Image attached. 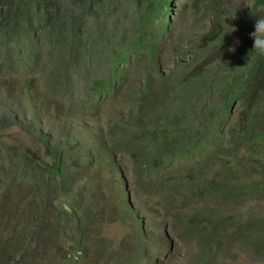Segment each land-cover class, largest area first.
I'll return each mask as SVG.
<instances>
[{
	"label": "trees",
	"instance_id": "obj_1",
	"mask_svg": "<svg viewBox=\"0 0 264 264\" xmlns=\"http://www.w3.org/2000/svg\"><path fill=\"white\" fill-rule=\"evenodd\" d=\"M172 1L0 0V71L46 58L47 79L71 107L46 132L0 112L1 131L16 125L31 142L0 149V264L135 263L96 227L109 217L149 260L155 215L177 218V237L196 247L189 264H234L233 251L264 264V216L243 211L264 202V56L249 38L264 0H183L180 12L207 4L212 18L192 60L167 74L147 68L103 120L84 117L138 62L158 60Z\"/></svg>",
	"mask_w": 264,
	"mask_h": 264
},
{
	"label": "rangeland",
	"instance_id": "obj_2",
	"mask_svg": "<svg viewBox=\"0 0 264 264\" xmlns=\"http://www.w3.org/2000/svg\"><path fill=\"white\" fill-rule=\"evenodd\" d=\"M182 3L183 0H173L171 2L172 7L169 10L171 14H169L170 20L169 26L167 27L168 39L165 41L158 60L154 64H151V61L147 59L138 62L133 69L134 71L127 85L120 92L114 96L113 94H109L101 98L95 108L89 109L90 112L87 111V115L84 117L89 125L103 120L105 113L109 109L116 108V104L126 96L127 90L143 81L147 68L152 67L160 74H167L180 60L186 62L192 60L196 49L204 44V38L207 37L206 32L210 31L211 28L212 18L208 16L210 13L207 10V4L202 5L196 12H193L190 5L187 4L184 10L180 12L183 8L181 7ZM248 3L249 1L247 0ZM234 5L237 9L238 2H234ZM2 10L6 11L7 8L3 7ZM179 12L180 14L177 17L176 13ZM204 12H206V16L202 17ZM156 21L157 19L154 18L153 23ZM34 35L39 38L43 37V33L38 31V28ZM241 36L235 34L226 43L222 44L221 48H226L232 42L240 40ZM184 52L187 53L185 56L182 55ZM45 59L42 57L40 62L35 63L34 70L24 64L25 66L23 65L22 68L15 66L16 69L12 68L11 70L7 68V71H0V112L3 110L7 111L9 115L15 116L18 122L33 124L35 129L46 132L56 127L53 125L55 117L58 115H66L70 112L71 107L52 88V81L47 79L45 67H42ZM206 60L207 57L197 58L193 65H190L191 70ZM238 112L239 105L235 103L232 105L230 111V124ZM16 139L26 145H31L30 139L24 136L22 129L16 125H11L4 131L0 130V149L4 150L5 145L14 144ZM6 173V177L9 178L11 173ZM3 182H6L5 178ZM243 211L264 216V202H249L243 207ZM100 219H97L96 225L98 226L96 227H101L105 235L113 240V246L118 253H127L130 259L133 256L137 258L135 263L132 264H189V259L196 250L193 243L186 240L180 241L177 237V218L173 219L170 216L163 217L155 215L152 216V223L149 228V232H152L154 237L149 238L146 242L150 258L149 260L146 258L141 259L136 256L138 251L134 244L127 242L129 238L127 234L130 233L127 225L118 223L113 217L104 218L102 221ZM124 237L125 241L123 242L121 239ZM157 238L160 239L159 242H156ZM233 253L234 251L228 253L227 260L234 264H242L241 260H237Z\"/></svg>",
	"mask_w": 264,
	"mask_h": 264
},
{
	"label": "clouds",
	"instance_id": "obj_3",
	"mask_svg": "<svg viewBox=\"0 0 264 264\" xmlns=\"http://www.w3.org/2000/svg\"><path fill=\"white\" fill-rule=\"evenodd\" d=\"M234 31H236V28L232 27L230 32ZM249 38L253 41L252 50L258 55L264 56V17H257L255 19L253 31L249 33ZM238 42L239 41H237V43Z\"/></svg>",
	"mask_w": 264,
	"mask_h": 264
}]
</instances>
